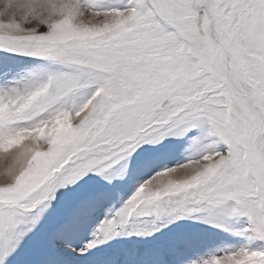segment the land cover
I'll use <instances>...</instances> for the list:
<instances>
[{
	"label": "snow or ice",
	"instance_id": "1",
	"mask_svg": "<svg viewBox=\"0 0 264 264\" xmlns=\"http://www.w3.org/2000/svg\"><path fill=\"white\" fill-rule=\"evenodd\" d=\"M0 264H264V0H0Z\"/></svg>",
	"mask_w": 264,
	"mask_h": 264
}]
</instances>
